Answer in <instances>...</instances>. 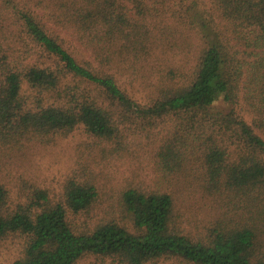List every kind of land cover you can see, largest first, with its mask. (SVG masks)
<instances>
[{"label":"trees","instance_id":"trees-1","mask_svg":"<svg viewBox=\"0 0 264 264\" xmlns=\"http://www.w3.org/2000/svg\"><path fill=\"white\" fill-rule=\"evenodd\" d=\"M203 1L0 0L20 45L11 59V42L0 39V149L49 144L83 126L114 155L128 134L167 125L158 166L165 175L196 169L221 207L192 235L170 193L131 185L114 207L119 217L90 224L102 193L88 165L59 193L32 185L15 203L0 178V241L24 239L12 264H264V0ZM164 14L182 44L158 34ZM78 43L95 57L78 58ZM166 43L176 62L167 48L166 72L141 102L110 70Z\"/></svg>","mask_w":264,"mask_h":264},{"label":"rangeland","instance_id":"rangeland-1","mask_svg":"<svg viewBox=\"0 0 264 264\" xmlns=\"http://www.w3.org/2000/svg\"><path fill=\"white\" fill-rule=\"evenodd\" d=\"M208 3L209 0H204L201 8ZM163 18L164 28H161L158 34L162 35L165 41L169 39L182 44L183 38L178 36L179 32H175L177 27L167 31V23H175V21L172 18L167 20V14H164ZM13 29L10 16L0 10V39L8 37L11 42V47H7L11 59L19 55L20 49L16 37L11 35ZM164 46H166L164 50H154V53L157 52L156 55L141 58L135 64L130 58H122L121 63H115L110 70L111 73H115L120 86L141 102L149 98L152 91L149 84L153 80L155 82L161 73L166 72L164 69L167 68V48L168 52H171L169 55L173 56V62H176L175 46L174 49L170 48L168 43ZM71 47H74L80 59L85 56L89 59L95 57L82 43ZM24 55L23 53L22 56ZM16 61L22 68L29 65L32 59L25 57ZM166 129L167 125H164L136 134H128L125 147L114 155L101 150L96 139L89 136L83 126L49 144L25 141L18 145L3 147L0 149V178L10 190L11 202L15 203L23 200L20 196L32 188V185L59 193L64 181L70 175L83 174L82 166L88 165L102 193L99 205L92 210L91 219L87 220L90 224L102 221L108 214L114 218L119 217L114 208L119 194L124 188L133 185L170 193L174 198L177 213L181 216L182 226L190 234L198 235L206 232L207 228L218 220L221 207L214 199L216 197L205 189L202 179L197 178L196 169L190 172L191 175L184 171L165 175L164 170L158 166V152L167 135ZM108 147L112 145L109 144ZM81 218L84 216L82 215ZM23 240L22 237L10 236L0 241V264H12L21 256ZM76 264L110 263L98 261L95 257H86ZM149 264H181V262L171 258Z\"/></svg>","mask_w":264,"mask_h":264}]
</instances>
